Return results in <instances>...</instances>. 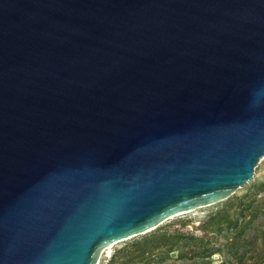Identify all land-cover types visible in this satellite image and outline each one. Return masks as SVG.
<instances>
[{
  "label": "water",
  "instance_id": "water-1",
  "mask_svg": "<svg viewBox=\"0 0 264 264\" xmlns=\"http://www.w3.org/2000/svg\"><path fill=\"white\" fill-rule=\"evenodd\" d=\"M264 165V0H0V264H99Z\"/></svg>",
  "mask_w": 264,
  "mask_h": 264
},
{
  "label": "rangeland",
  "instance_id": "rangeland-1",
  "mask_svg": "<svg viewBox=\"0 0 264 264\" xmlns=\"http://www.w3.org/2000/svg\"><path fill=\"white\" fill-rule=\"evenodd\" d=\"M264 264V165L234 197L107 248L99 264Z\"/></svg>",
  "mask_w": 264,
  "mask_h": 264
},
{
  "label": "trees",
  "instance_id": "trees-1",
  "mask_svg": "<svg viewBox=\"0 0 264 264\" xmlns=\"http://www.w3.org/2000/svg\"><path fill=\"white\" fill-rule=\"evenodd\" d=\"M222 264H225V262H223Z\"/></svg>",
  "mask_w": 264,
  "mask_h": 264
}]
</instances>
